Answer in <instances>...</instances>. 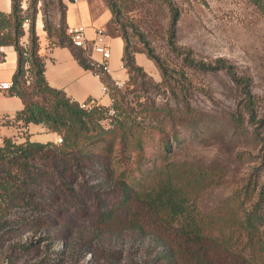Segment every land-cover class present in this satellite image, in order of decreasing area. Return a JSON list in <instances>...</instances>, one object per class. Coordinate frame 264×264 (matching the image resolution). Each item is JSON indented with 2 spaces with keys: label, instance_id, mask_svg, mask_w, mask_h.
Wrapping results in <instances>:
<instances>
[{
  "label": "rangeland",
  "instance_id": "374dc122",
  "mask_svg": "<svg viewBox=\"0 0 264 264\" xmlns=\"http://www.w3.org/2000/svg\"><path fill=\"white\" fill-rule=\"evenodd\" d=\"M66 1L35 0L30 8L39 48L38 32L42 29L50 45L60 41L57 36L60 31L68 34ZM114 2L116 12L109 8V35L125 34L130 49L137 50L135 55L142 52L150 60V65L142 66L147 76H139L142 85L130 91L131 95L141 98L148 95L156 105L172 108L174 114L190 120L185 126L178 122L176 127L180 138H185L182 144L173 146L177 159L221 170V182L201 198L200 208L210 209L247 184H251L255 200L264 195V12L261 7L251 0ZM39 19L43 21L42 29L37 28ZM46 26L50 27V33ZM28 29L27 23L21 44L29 48L31 26ZM146 43L168 68L169 76L165 80L155 61L147 55ZM128 79L129 73L121 85ZM145 80L149 82L143 83ZM169 83L175 86L174 91ZM246 87L256 100L254 120L244 107ZM188 104L192 115L185 112ZM242 111L245 112L243 123L237 124L233 113ZM155 144L157 141L151 146ZM34 168L44 172L40 171V178L24 185L25 191L0 221V264L263 263L264 259L253 261L255 256L250 255L249 249L236 256L231 252H215L213 248L205 258H196L198 254H193L189 246L182 247L174 240L158 236L142 208L146 224L144 228L135 225L129 219L132 213L127 214V210L112 204L114 192L102 194L100 201L94 200V192L108 185L93 177L98 174L94 168L81 174L70 173L71 177L60 181L62 184L52 162L40 159ZM103 206L109 207L107 215L101 214L106 209Z\"/></svg>",
  "mask_w": 264,
  "mask_h": 264
},
{
  "label": "trees",
  "instance_id": "16d2710c",
  "mask_svg": "<svg viewBox=\"0 0 264 264\" xmlns=\"http://www.w3.org/2000/svg\"><path fill=\"white\" fill-rule=\"evenodd\" d=\"M11 1L9 12L0 10V47L12 45L18 56L12 85L6 89L10 95L19 96L24 104L16 112L14 121L24 127L41 123L62 140L34 141L28 133L20 141L12 137L3 139L0 144V221L21 196L24 185L40 178L44 171L35 170L34 165L43 159L53 163L59 183L71 177L70 173L81 174L94 168L98 174L93 177L108 184L94 192L95 201H100L102 194L114 192L112 204L127 210V214L132 213L129 219L141 228L146 223L140 210H146L148 223L158 236L174 240L182 247L189 246L193 254H198L196 258H205L215 248V252L235 254L249 249L250 255L255 256L253 261L264 259V195L260 194L255 200L251 184H247L210 209L200 208L201 198L221 182V170L177 159L173 146L182 144L185 138H180L176 127L179 123L185 126L190 120L174 114L172 108L156 105L148 95H142L143 98L131 95L130 91L141 84L139 76L147 74L137 63V50L130 49L128 37L119 35L124 40L122 60L129 73V79L119 85L109 72L72 47L67 33H57L58 43L71 47L81 65L99 74L108 88L109 105L93 101L90 107H83L64 90L52 87L45 77V57L39 51L29 12L35 0ZM105 1L115 13L114 0ZM251 1L264 12V0ZM26 23L32 31L29 48L21 44ZM46 27L50 33V27ZM146 53L165 80L169 76L168 68L161 57L148 45ZM169 85L174 91L175 86ZM244 91L245 110L254 120L255 96L249 87ZM187 108L186 114L192 115L189 104ZM244 113H233L237 124L243 123ZM155 141L157 144L151 146ZM254 187L257 189L256 185ZM37 205L35 202L34 206ZM105 208L102 215H107L109 207ZM257 264H264V260Z\"/></svg>",
  "mask_w": 264,
  "mask_h": 264
},
{
  "label": "crops",
  "instance_id": "0c3cea01",
  "mask_svg": "<svg viewBox=\"0 0 264 264\" xmlns=\"http://www.w3.org/2000/svg\"><path fill=\"white\" fill-rule=\"evenodd\" d=\"M12 7L11 0H0V10L9 12ZM111 12L102 0H77L66 1L65 22L67 26H82L88 39L95 37L98 28L107 31V24ZM43 21L39 19L37 28L42 29ZM41 35L40 53L45 57V77L48 83L57 89H62L66 94L79 101H97L104 105L111 102L109 94L104 90V83L99 74L86 69L73 50L68 45L48 43L45 30L38 32ZM72 43V41H71ZM111 57L108 61V72L116 82L123 83L128 78V72L124 66L122 56L124 40L119 35H109ZM72 47L77 48L72 43ZM100 59L98 53L94 54ZM136 61L141 66L150 65V60L144 53L135 55ZM17 52L12 45L0 47V81H11L17 68ZM22 99L16 95H10L7 90H0V144L5 137L23 140L25 134L34 141L57 140L59 135L50 131L41 123H30L24 127L20 122H15L14 117L18 110L23 108Z\"/></svg>",
  "mask_w": 264,
  "mask_h": 264
},
{
  "label": "built area",
  "instance_id": "2783aa9c",
  "mask_svg": "<svg viewBox=\"0 0 264 264\" xmlns=\"http://www.w3.org/2000/svg\"><path fill=\"white\" fill-rule=\"evenodd\" d=\"M67 31L74 46L82 49L89 60L95 62L98 67H101L102 70L108 72V61L111 57V47L109 44V34L107 33V31L104 28H98L96 30L95 37L92 40L87 38L82 26H69ZM95 53H98L100 55V59H96L94 57ZM116 83L119 85L122 84H120L119 82ZM11 85V81H0V90H6ZM103 88L105 91H107L108 89L106 85H104ZM92 103L93 101L81 102V106L90 107ZM61 140L62 137L59 136L56 142H60Z\"/></svg>",
  "mask_w": 264,
  "mask_h": 264
}]
</instances>
